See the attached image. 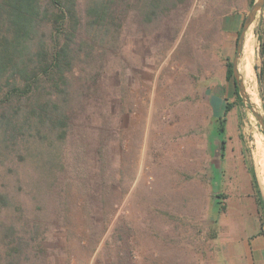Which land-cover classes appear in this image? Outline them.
<instances>
[{
	"label": "rangeland",
	"instance_id": "1",
	"mask_svg": "<svg viewBox=\"0 0 264 264\" xmlns=\"http://www.w3.org/2000/svg\"><path fill=\"white\" fill-rule=\"evenodd\" d=\"M251 7L250 0H189L137 47L140 55L131 50L132 25V67L110 104L111 133L96 131L107 167L97 190L106 202L96 195V247L79 208L58 242L63 246L50 251L53 264H222L220 216L245 195L244 181L256 200L252 168L264 197L258 164L264 133L249 104L264 114V7L239 59L247 104L226 78V59H234ZM237 15L241 22L234 26ZM227 100L234 107L226 148L216 155L211 136Z\"/></svg>",
	"mask_w": 264,
	"mask_h": 264
},
{
	"label": "trees",
	"instance_id": "2",
	"mask_svg": "<svg viewBox=\"0 0 264 264\" xmlns=\"http://www.w3.org/2000/svg\"><path fill=\"white\" fill-rule=\"evenodd\" d=\"M188 2L0 0V264H53L50 251L63 246L58 242L79 208L96 247V195L106 202L97 190L107 168L96 131L111 133L110 104L132 67L131 27V50L140 55L137 47ZM226 65L236 85L229 58ZM235 91L239 96L237 85ZM233 107L227 100L211 136L223 150Z\"/></svg>",
	"mask_w": 264,
	"mask_h": 264
},
{
	"label": "crops",
	"instance_id": "3",
	"mask_svg": "<svg viewBox=\"0 0 264 264\" xmlns=\"http://www.w3.org/2000/svg\"><path fill=\"white\" fill-rule=\"evenodd\" d=\"M241 16L233 19L239 26ZM232 23V22H231ZM220 96L215 98L218 110ZM239 185V184H238ZM245 195L233 198L225 213L220 216V254L222 264H264V218L255 198L249 194L246 181L241 186Z\"/></svg>",
	"mask_w": 264,
	"mask_h": 264
},
{
	"label": "water",
	"instance_id": "4",
	"mask_svg": "<svg viewBox=\"0 0 264 264\" xmlns=\"http://www.w3.org/2000/svg\"><path fill=\"white\" fill-rule=\"evenodd\" d=\"M263 7H264V0H255L254 3L252 4L251 10L249 11L246 19L244 20L242 29L240 31L238 41H237V49L235 52L234 59L232 61L233 74H234L236 85L238 87V92L246 104H247L246 97L248 95L245 92L246 88H245L244 80L242 79V74L239 70V59L243 53V48H244V44L246 41V34H247L250 26L252 25V23L255 21L257 13ZM255 114H256V117L259 121V125L262 129V132L264 133V114L259 113V112H256ZM212 142H214L215 145L217 146L215 149L216 155H217V153L223 154V148L221 146V139L216 137L214 140H212Z\"/></svg>",
	"mask_w": 264,
	"mask_h": 264
},
{
	"label": "bare ground",
	"instance_id": "5",
	"mask_svg": "<svg viewBox=\"0 0 264 264\" xmlns=\"http://www.w3.org/2000/svg\"><path fill=\"white\" fill-rule=\"evenodd\" d=\"M249 104H250V109L255 114L256 113V110H255V108L253 106L252 101L249 100ZM258 164H259L260 172L262 173V177L261 178L264 181V156L262 154H260L259 157H258Z\"/></svg>",
	"mask_w": 264,
	"mask_h": 264
}]
</instances>
